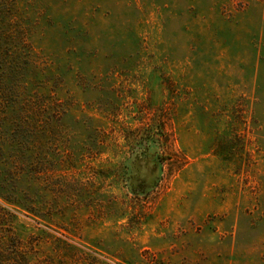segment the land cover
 Instances as JSON below:
<instances>
[{"label":"rangeland","instance_id":"1","mask_svg":"<svg viewBox=\"0 0 264 264\" xmlns=\"http://www.w3.org/2000/svg\"><path fill=\"white\" fill-rule=\"evenodd\" d=\"M0 66V264H264V0H0Z\"/></svg>","mask_w":264,"mask_h":264},{"label":"trees","instance_id":"2","mask_svg":"<svg viewBox=\"0 0 264 264\" xmlns=\"http://www.w3.org/2000/svg\"><path fill=\"white\" fill-rule=\"evenodd\" d=\"M3 69V67H1L0 66V71H1V73H3L4 72V70H2ZM3 82H5V81H3ZM7 82H5V84H6ZM4 84V83H3Z\"/></svg>","mask_w":264,"mask_h":264}]
</instances>
